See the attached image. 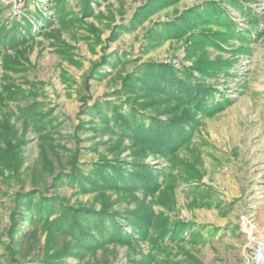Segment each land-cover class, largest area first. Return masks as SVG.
Returning a JSON list of instances; mask_svg holds the SVG:
<instances>
[{
  "label": "rangeland",
  "instance_id": "obj_1",
  "mask_svg": "<svg viewBox=\"0 0 264 264\" xmlns=\"http://www.w3.org/2000/svg\"><path fill=\"white\" fill-rule=\"evenodd\" d=\"M57 2L0 0V27L25 19L32 25L30 36L15 46L22 57L0 47V93L9 85L14 92L0 105L6 112L0 116V147L8 148L0 164V264H14L3 245L13 243L11 233L20 224L12 223L15 194L32 187L70 205L107 207L121 235L132 238L98 246L83 239L72 246V237L39 227L24 264H45L44 257L58 253L66 255L60 264H264V36L223 37L216 47L208 39L227 34L225 28L202 21L186 27L193 32L188 36L163 35L164 26L185 15H206L208 4L220 6L242 28L237 6L259 12L261 4L173 0L148 10L149 0H90L83 15L81 0H64L58 14ZM3 58L14 69L4 70ZM148 63L186 68L204 89L196 105L185 107L169 91H133L159 120L187 116L182 145L165 153L133 144L116 131L114 119L105 125L88 113L96 104H119L124 82ZM194 66L214 72L200 77ZM27 109L32 112L25 124ZM105 163L117 169L115 182L103 184L90 171ZM76 170L103 189L79 192L75 184L57 183ZM132 176L141 181L132 183ZM135 221L140 228H132ZM21 224L26 234L29 226Z\"/></svg>",
  "mask_w": 264,
  "mask_h": 264
},
{
  "label": "trees",
  "instance_id": "obj_2",
  "mask_svg": "<svg viewBox=\"0 0 264 264\" xmlns=\"http://www.w3.org/2000/svg\"><path fill=\"white\" fill-rule=\"evenodd\" d=\"M82 14L88 15V9L90 7V0H81ZM173 0H149L147 9L154 7L161 8L163 5L170 3ZM64 0L56 3L55 11L58 14L59 10L62 8ZM257 3L261 4V10L252 11L244 10V8L237 6V12L239 17L244 20V27L235 28L236 24L231 21V19L225 15V12L221 10L220 6L210 5L204 6L206 15L202 16L203 12L194 13L192 19H187V15L183 20H176L163 28V35L166 37L180 36L185 37L186 35L193 34L191 30L185 32L186 27L197 25L199 21L202 23H219L225 28L227 34L215 35L209 38V43H212L218 47L219 41L223 37H241L253 39L254 41H259L264 36V0H257ZM203 8V9H204ZM37 16H42V13L38 11ZM21 18H24L22 16ZM25 19V18H24ZM15 21V20H13ZM11 22L9 28L0 27V47L7 48L12 47L14 53L20 58L22 57L21 51H16L15 46L24 43V39L30 36V30L32 25L29 21L25 19L24 24L19 22ZM23 33H22V32ZM188 33V34H187ZM241 35V36H239ZM204 42H200L203 44ZM4 70L14 69L12 66H8V60L3 58ZM195 72L200 74V77L211 74L214 70L208 67H197L194 66ZM132 78H128L122 87L118 91L123 97L119 104H111L110 102H105L101 104H96L94 107L88 108L90 114L100 117L105 125H109L110 119L115 120V125L120 135H124L131 139L133 144H141L148 146L151 151L164 152L175 148L177 145H182L185 138V133L182 134L183 129H181V124L187 122V116H179L162 121L159 120V115L155 113V110L151 109V104L141 105L137 100H135L133 91L138 89L140 93H145L146 95L161 93L163 91L171 93L175 98L176 102L181 103V105L187 106L192 102L200 101L204 92L203 88H198L199 82H195L189 70L182 68L179 72L173 70L170 66H161L154 63H148L141 66ZM194 82V83H192ZM176 89L174 90L170 89ZM4 93H0V105H4L5 102L11 101L14 96V92L11 91V86H4ZM127 106L124 109V106ZM192 105V104H191ZM31 109V108H28ZM27 109V111H28ZM26 111L25 116H22L24 123L29 121V113L32 110ZM22 115H24L25 110H21ZM112 113L111 116L109 114ZM141 113H146L145 117L141 116ZM0 116L6 118V112L0 106ZM4 145H8L9 142L3 140ZM173 144V145H172ZM8 149V148H7ZM7 149H2L0 147V164L3 165L6 159L5 152ZM13 159V158H12ZM13 166L19 169V160L16 159L12 161ZM116 168L108 163L98 164L94 166L90 171L93 175H98L101 177V182L103 184L115 182L113 181L114 174L116 173ZM110 171V172H108ZM120 173V172H118ZM133 179L127 178L120 180L118 182H124L125 180H130L132 183L141 181L137 176H132ZM67 179V180H65ZM118 180V179H117ZM66 182L68 185L75 184L79 192L89 191L92 189H103L99 186L92 187L91 183L81 175V173L76 170L70 176L60 175L57 179V183L61 184ZM117 182V183H118ZM22 192L15 194V208L13 213L12 223L20 220L19 226L14 228L11 233L10 245H3L5 251V257L12 261L14 264H24L26 256L34 249V246L38 243V228H56L60 231L63 236H70L73 242H70L72 246L80 244L83 239H89L90 243L87 245L98 246L105 242L117 241L119 244L130 243L131 235H121V229L116 227L112 216L106 213L109 209L105 206L100 207V210H95L94 207H83L82 205H70L66 198H62L59 195L54 194L52 197H44L40 191L32 187L29 191L24 188L21 189ZM16 217L18 219H16ZM16 219V220H15ZM21 222L27 224L29 229L27 233L21 235ZM83 225H86L84 228ZM107 225L109 227H107ZM132 228H140L139 221H135L132 224ZM18 234V238L15 235ZM95 234V237L92 235ZM107 234H110L107 237ZM101 242L98 243L99 238ZM16 239V241H15ZM96 243V244H95ZM77 245V246H78ZM66 255L62 256L60 253L54 254L52 257H44L45 264H60L61 260L65 258ZM16 258H18L16 260ZM40 262L39 260H36Z\"/></svg>",
  "mask_w": 264,
  "mask_h": 264
}]
</instances>
